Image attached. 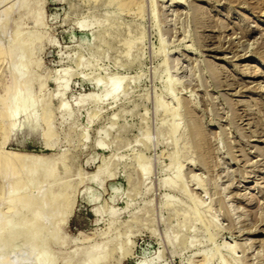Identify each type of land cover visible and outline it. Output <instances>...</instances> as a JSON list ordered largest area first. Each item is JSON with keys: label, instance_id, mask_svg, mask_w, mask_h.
I'll list each match as a JSON object with an SVG mask.
<instances>
[{"label": "rangeland", "instance_id": "obj_1", "mask_svg": "<svg viewBox=\"0 0 264 264\" xmlns=\"http://www.w3.org/2000/svg\"><path fill=\"white\" fill-rule=\"evenodd\" d=\"M0 53V264H264V0H0Z\"/></svg>", "mask_w": 264, "mask_h": 264}, {"label": "bare ground", "instance_id": "obj_2", "mask_svg": "<svg viewBox=\"0 0 264 264\" xmlns=\"http://www.w3.org/2000/svg\"><path fill=\"white\" fill-rule=\"evenodd\" d=\"M41 39V38H40ZM2 52V51H1ZM3 53V52H2ZM2 53H0V54H2ZM22 71H24L23 69H22ZM25 72V71H24ZM117 81V80H116ZM97 84L99 85V84H101V80H99L98 82H97ZM122 83L120 82V80H119V82H114V84L111 86V88H106V89H102V91H101V93H99V94H95V93H90L88 96H87V98L88 99H90V100H93L94 102H100L101 100H104L105 98H107V97H113V99H114V97H116V95H117V93H118V91H119V89H118V86L119 85H121ZM19 87H23V83L22 82H20L19 83ZM26 85V84H25ZM24 88V87H23ZM68 88V87H67ZM121 89H122V87H121ZM120 89V90H121ZM83 97H85V96H83ZM81 99H83V98H81ZM2 103V102H1ZM64 103V102H63ZM62 105V104H61ZM33 106H34V104H33ZM37 106V105H36ZM61 108V107H60ZM65 109V108H64ZM49 111V110H48ZM29 113V112H28ZM47 113V112H46ZM11 115V114H10ZM9 115V116H10ZM12 116V115H11ZM4 117H6V118H9L8 117V115L7 114H5V116ZM45 118L46 119H48L49 118V114H46V116H45ZM45 119V120H46ZM48 122V121H47ZM50 124V123H49ZM11 126V129H12V125H10ZM50 127V126H49ZM48 127V128H49ZM13 128H14V126H13ZM52 129V128H51ZM48 131H49V129H48ZM47 131V132H48ZM52 133V132H51ZM50 134V133H49ZM48 135V134H47ZM8 157H10V159H14V160H17V164H18V161H27V160H34L35 159V156H33V155H22V154H10V156L8 155ZM42 158V157H41ZM39 159V158H38ZM3 160V159H2ZM41 160V159H40ZM10 162V161H9ZM35 162V161H34ZM41 162V161H40ZM30 164V163H29ZM35 165H37V164H35ZM39 165V164H38ZM24 165H22V167H23ZM8 167V166H7ZM16 167V164L14 165H12V166H10V167H8V169L10 168V169H13V168H15ZM31 167V166H30ZM36 167V166H35ZM34 167V168H35ZM19 168H21V167H19ZM7 169V170H8ZM40 170H41V168H39ZM53 169V168H52ZM6 170V169H5ZM24 170V169H23ZM31 170H33V169H31ZM29 171V170H28ZM28 171H26V172H28ZM36 171V170H35ZM49 171V170H48ZM22 172V171H21ZM20 172V173H21ZM23 173V172H22ZM31 173H34V171H31ZM28 174V173H27ZM45 174H46V172H45ZM98 174V173H97ZM51 175V173H48L47 174V177H49ZM45 177H46V175H44ZM52 177V176H51ZM50 179H52V178H50ZM49 179V180H50ZM48 180V181H49ZM53 181V180H52ZM28 183V182H27ZM45 183V182H44ZM26 186V185H25ZM24 186V187H25ZM36 186V185H35ZM34 186V187H35ZM18 188V185H15L14 186V188ZM13 188V189H14ZM27 188V187H26ZM12 189V190H13ZM61 189V188H60ZM15 190V189H14ZM18 190V189H17ZM21 190H22V188H21ZM26 191V190H25ZM23 192V191H22ZM15 193H16V191H15ZM49 193V192H48ZM60 193V192H59ZM58 193V194H59ZM12 195V194H11ZM16 194H14V195H12L13 197L15 196ZM21 196H22V194H20ZM52 195V194H51ZM62 195V194H61ZM60 195V196H61ZM66 195V194H65ZM20 196V197H21ZM23 196H24V193H23ZM49 196V195H48ZM59 196V197H60ZM65 197V196H64ZM70 198V197H69ZM13 199V198H12ZM11 199V200H12ZM15 199V198H14ZM13 199V200H14ZM68 199V198H67ZM20 200V199H19ZM56 201L58 200V198L56 197V199H55ZM21 201L23 202V204H27L28 203V199H24V198H21ZM60 201V200H59ZM15 202V201H14ZM19 202V201H18ZM52 202V201H51ZM58 202V201H57ZM56 202V203H57ZM65 202V201H64ZM20 203V202H19ZM55 203V204H56ZM18 204V203H17ZM59 205V204H58ZM48 206V205H47ZM53 206V205H52ZM60 206V205H59ZM58 206V207H59ZM54 207V206H53ZM60 208V207H59ZM54 209H56V208H54ZM58 209V208H57ZM57 209H56V211H57ZM11 210H13V209H11ZM18 210V209H17ZM21 211V210H20ZM16 213V212H15ZM59 213V212H58ZM57 215V214H56ZM27 221V220H26ZM26 221H25V223H26ZM29 222V221H28ZM42 221L40 220V218L39 217H37V220H36V222L34 223V222H30L31 224H30V226H28V224H27V228L26 229H24V230H21V232L16 236V237H13L12 238V240H14V241H21V240H27L28 242L29 241H31V242H33L34 244H35V242H40V236H41V231H43V227H44V223L42 224L41 223ZM22 225H25V224H22ZM23 229V228H22ZM11 240V241H12ZM31 242H29V243H31ZM98 247V246H97ZM100 248H101V246H100ZM96 251H97V248H96ZM92 253V252H91ZM90 253V254H91ZM94 253V252H93ZM89 254V255H90ZM99 254H101V255H103L101 252L99 253ZM105 255V254H104ZM95 256V257H94ZM93 257H92V254H91V258L88 260V262H90L91 264H93V263H97V260H98V258H100L99 257V255L97 256L98 258H96V255H94ZM100 259H102V258H100ZM104 259H106V258H104ZM99 261H101V260H98V262ZM84 262V261H83Z\"/></svg>", "mask_w": 264, "mask_h": 264}]
</instances>
